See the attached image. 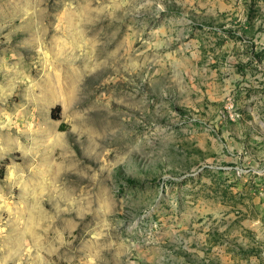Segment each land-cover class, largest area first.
<instances>
[{"label": "rangeland", "instance_id": "1", "mask_svg": "<svg viewBox=\"0 0 264 264\" xmlns=\"http://www.w3.org/2000/svg\"><path fill=\"white\" fill-rule=\"evenodd\" d=\"M0 264H264V0H0Z\"/></svg>", "mask_w": 264, "mask_h": 264}, {"label": "bare ground", "instance_id": "2", "mask_svg": "<svg viewBox=\"0 0 264 264\" xmlns=\"http://www.w3.org/2000/svg\"><path fill=\"white\" fill-rule=\"evenodd\" d=\"M90 11H91V10H90ZM85 14H86V12H84V15H85ZM87 14H88V12H87ZM84 15H83V16H84ZM96 15H97V14H96ZM83 16H82V17H83ZM69 17H70V19H71V21H72V19H73V14H71V16H69ZM95 24H96V23H95ZM71 26L73 27L72 24H71ZM72 29H73V28H72ZM75 29H76V28H75ZM77 36H79V34H78ZM75 38H76V37H75ZM16 240H17V241H20L21 239H20L19 237H17Z\"/></svg>", "mask_w": 264, "mask_h": 264}]
</instances>
